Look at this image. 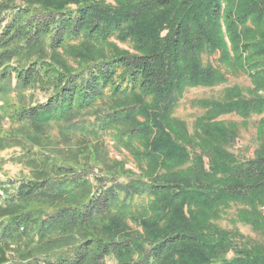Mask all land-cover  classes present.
I'll list each match as a JSON object with an SVG mask.
<instances>
[{
    "label": "trees",
    "instance_id": "16d2710c",
    "mask_svg": "<svg viewBox=\"0 0 264 264\" xmlns=\"http://www.w3.org/2000/svg\"><path fill=\"white\" fill-rule=\"evenodd\" d=\"M227 3L0 0V98L11 97L9 122L39 136L54 126L75 129L100 103L78 127L86 137L119 127L116 142L138 143L132 155L140 163L193 160L183 171L155 178L101 168L95 174L93 166L55 156L33 160L38 167L30 179L0 186V264L10 254L35 264H264V245L236 242L200 212L263 192L264 152L239 161L209 145L215 156L205 165L202 150L178 141L169 125L185 88L225 80V72L202 62L203 54L218 52L226 72L246 73L264 90V34L256 27L264 1L226 11ZM111 39L135 52L90 55ZM202 106L211 109L197 125L221 140L226 134L206 128L218 116L264 113L261 98ZM127 219L143 235L125 231Z\"/></svg>",
    "mask_w": 264,
    "mask_h": 264
},
{
    "label": "rangeland",
    "instance_id": "374dc122",
    "mask_svg": "<svg viewBox=\"0 0 264 264\" xmlns=\"http://www.w3.org/2000/svg\"><path fill=\"white\" fill-rule=\"evenodd\" d=\"M108 5H116L117 0H100ZM257 0H228V7L233 10H246L247 5ZM261 0H258L260 2ZM264 1V0H262ZM258 17L256 16V21ZM253 27V26H252ZM258 34H264V19H260L256 24ZM167 32L163 31L161 36ZM225 47L229 49V43L225 38ZM110 45H105L104 49L93 48L91 56L107 57L108 50L134 53L135 50L130 44L121 43L116 39H111ZM101 50V51H100ZM104 54V55H103ZM67 67L76 68V63L66 56H60ZM201 60L204 64H211L225 72V80L214 86L187 87L184 89L176 106L171 114V130L177 140H183L188 144L202 150V160L207 163L215 155L209 152L210 146L225 153H229L237 160H248L256 153L264 152V113L251 114L244 117L237 113L223 114L212 120L213 124L206 126L208 130H214L220 134H226L225 140L205 134L203 129L197 125L200 118L205 117L211 107L202 106V102L223 103L238 98L244 99H264V90L255 88V80L249 75L241 72H226L225 67L219 63V53L212 55L203 54ZM39 100L42 96L37 95ZM11 97L0 98V186H6L8 182L30 179L33 170L38 166L33 163L42 161L44 156H55L59 159L78 163L80 166H93L94 173L98 174L101 168L109 173H133L135 175L153 178L166 176L183 171L192 163H180L178 161H166L165 167L158 164L140 163L133 155L140 150V146L135 141L129 143H117L116 136L120 131L119 127L100 133L97 137H86L85 130L78 127L85 126L86 120H92V112L101 110L99 103L95 108L83 113L80 117L85 118L83 123L77 125L75 129H60L57 126L45 134L39 136L31 133L24 127H19L9 122L12 110L9 108ZM215 123V124H214ZM19 136L17 141H12L11 135ZM34 144L36 146H32ZM197 150V149H196ZM97 165V166H96ZM151 165V166H150ZM157 169L155 171L151 170ZM137 203L143 201L137 200ZM201 214L212 215V223L218 230L230 233L229 238L236 242L244 243L249 248H261L264 245V191L258 194L253 200H225L216 203L211 208H203ZM247 216L244 218V216ZM124 230L128 233L143 235V229L135 226L130 219L123 222ZM260 249V250H261ZM227 257H232L228 253ZM9 262L6 264H35L34 261L17 262L16 258L10 254ZM107 264H115L114 260H107Z\"/></svg>",
    "mask_w": 264,
    "mask_h": 264
}]
</instances>
